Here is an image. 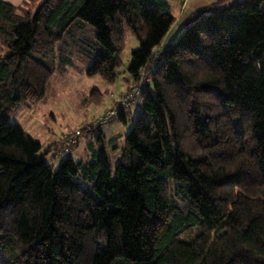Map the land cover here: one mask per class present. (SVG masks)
<instances>
[{
    "label": "trees",
    "instance_id": "1",
    "mask_svg": "<svg viewBox=\"0 0 264 264\" xmlns=\"http://www.w3.org/2000/svg\"><path fill=\"white\" fill-rule=\"evenodd\" d=\"M27 2L0 0V264H264V0L194 10L166 47L169 0ZM125 29L133 88L151 66L131 130L102 125L134 102L54 168L10 116L77 59L114 85Z\"/></svg>",
    "mask_w": 264,
    "mask_h": 264
},
{
    "label": "rangeland",
    "instance_id": "2",
    "mask_svg": "<svg viewBox=\"0 0 264 264\" xmlns=\"http://www.w3.org/2000/svg\"><path fill=\"white\" fill-rule=\"evenodd\" d=\"M40 1L28 0L26 6L33 10ZM169 2L175 11L177 0H169ZM188 24L185 23L183 16L180 20H176L165 35L161 47L174 43ZM125 37L126 46L120 53L121 65L114 85L107 86L98 76L88 77L84 73L88 64L77 59L72 65L65 67L63 71L53 74L43 100L37 103H23L10 116L11 122L19 124L28 135L42 144L40 152L45 153L46 161L52 164L54 168L57 167L62 157L53 158V152L49 151L51 144L61 140L65 134L96 123L105 113L119 106L118 102L135 87V84L132 85L128 82L127 68L132 51L138 47V40L129 29H125ZM149 72H151V66L142 71L137 86L143 78H148ZM106 89L107 94L103 95V99L101 101L95 100L98 97V91L102 92ZM134 103L129 110L126 123L113 119L102 125V131L106 136L111 133L119 134V144L123 142L124 137L131 130V120L135 118L138 110L137 102L134 101ZM89 139L93 141L91 134L81 135L78 145L70 153L75 160L88 158ZM104 142L110 154L111 167L114 170L118 161V152H114V149L109 147L106 138ZM95 144L97 145V142Z\"/></svg>",
    "mask_w": 264,
    "mask_h": 264
},
{
    "label": "built area",
    "instance_id": "3",
    "mask_svg": "<svg viewBox=\"0 0 264 264\" xmlns=\"http://www.w3.org/2000/svg\"><path fill=\"white\" fill-rule=\"evenodd\" d=\"M146 79H148V78H146ZM146 79L143 78V80L140 81L139 85L136 88H133L129 94L127 93L125 95V97L122 98L118 102L119 106H117L114 109H111L110 111L105 113V115L102 118L97 120L96 123H94L90 126H86V128H92V127L96 126L97 124L105 123L106 121L110 120L113 117V115L119 111V109L121 107H127V106H129V104L134 102L137 99V96L139 95V91H140L142 85L144 84V82H146L145 81ZM83 130L84 129H81V130L77 129L74 133H72L70 135H66L63 138L62 149L60 150L61 155L68 154L73 149V147L76 146L77 141H78V137L82 133Z\"/></svg>",
    "mask_w": 264,
    "mask_h": 264
},
{
    "label": "crops",
    "instance_id": "4",
    "mask_svg": "<svg viewBox=\"0 0 264 264\" xmlns=\"http://www.w3.org/2000/svg\"><path fill=\"white\" fill-rule=\"evenodd\" d=\"M7 1L13 4H19L23 0H7ZM213 1L215 0H177V5L175 8L176 10L175 11L173 10L174 14L176 13L175 21L180 20L182 16L184 17L185 20L190 12L197 10L201 7H204ZM179 16L180 18L178 19Z\"/></svg>",
    "mask_w": 264,
    "mask_h": 264
}]
</instances>
